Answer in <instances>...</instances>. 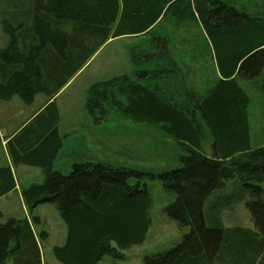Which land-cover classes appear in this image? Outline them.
I'll return each instance as SVG.
<instances>
[{
    "label": "trees",
    "instance_id": "trees-1",
    "mask_svg": "<svg viewBox=\"0 0 264 264\" xmlns=\"http://www.w3.org/2000/svg\"><path fill=\"white\" fill-rule=\"evenodd\" d=\"M166 15L201 23L224 78L187 99L186 83L175 80L179 65L166 55L167 39L154 36L165 52L145 49L140 60L131 51L134 62L152 66L93 83L85 107L94 119L116 109L158 126L179 143V167L158 174L84 161L68 174L55 170L62 137L53 102L12 138L14 159L44 172L43 181L21 193L30 215L54 203L67 225L65 244L53 248L59 264H99L146 240L153 200L142 185L145 177L175 193L165 211L190 230L143 264H264V145L251 144V97L242 83L259 77L264 94V14L252 16L225 0H0L8 39L0 47V100L18 96L31 104L37 94L55 97L111 37L154 34ZM193 84L202 88L196 79ZM202 121L213 137L211 153L204 148ZM230 180L250 194L253 227L224 224L222 197L214 192ZM15 187L11 167H0V198ZM0 264H51L44 261L33 219L11 216L0 223Z\"/></svg>",
    "mask_w": 264,
    "mask_h": 264
},
{
    "label": "rangeland",
    "instance_id": "rangeland-1",
    "mask_svg": "<svg viewBox=\"0 0 264 264\" xmlns=\"http://www.w3.org/2000/svg\"><path fill=\"white\" fill-rule=\"evenodd\" d=\"M225 1L252 16L258 13L264 14V0ZM157 23L153 30L154 34H149L144 39H130L133 37H124L123 35L126 39L114 41L122 36L111 37L99 49V53L97 52L95 57H92L94 59L89 61L91 65L89 66L88 62L84 66L85 68L88 65L84 73L75 80L71 79L68 82L69 85L66 84L68 87L64 86L66 87L65 91H71L68 94L70 96H66L64 101L72 100V106L74 102L75 106L73 109L71 107L62 108L63 114L68 118L76 116L80 124L77 133L70 138L73 139L72 147L69 150V157L72 158H69L68 162H63L65 163L63 167L66 169L64 173H69L75 161L84 160L88 155L86 160L89 162L102 160L105 161L103 163L128 166L158 174L175 169L182 164L179 143L158 126L129 119L116 109L109 112L108 118L107 116L103 117L100 112L97 113L95 117H98L99 120L95 118L96 123L98 122L96 125L93 116L85 107L88 88L93 83L152 66V61L149 63L134 62L131 51L135 50L140 60L143 59L141 55L146 54L143 51L145 49L158 52L163 48L165 52L166 48L163 47V42L159 41L158 43L157 40H152L154 36L167 39L168 54L166 55L174 58L173 61L179 65V71L176 68L177 74L175 73L178 78L175 80L182 83L181 78L186 83L187 89H183V95L188 97L187 99H190L188 96L190 93L195 95L199 90L206 92L209 87L218 82L216 80L219 79V74L213 69L214 61H212L211 53L213 47L199 22L196 20L179 22L172 16L166 15L161 17ZM7 40V35L0 22V47L5 46ZM156 58L159 60V57ZM195 79L202 84V88L194 86ZM86 83L89 86H86ZM242 83L251 97L249 107L251 144L253 148H257L264 145V94L260 88L259 77ZM72 91L77 92V95H72ZM52 99L54 100V97L48 98L49 101ZM58 113L60 120L59 109ZM92 120L93 128L89 124ZM202 127L205 129L203 139L205 151L211 153L213 137L203 121ZM142 181V185L147 184L153 200L150 208L152 225L146 240L124 250L123 256L106 255L99 264H143L147 256L173 247L185 233L189 232L188 227H181L165 211V207L175 200V193L167 188L160 179L145 177ZM131 182L136 183V180L131 179ZM214 193L221 194L220 205L225 207L221 217L225 225L253 227L252 214L246 205L250 199L249 193H242L240 187H236L234 180L228 181L226 187ZM30 214L31 212L29 213L27 210L19 193H11L0 201V223L6 222L11 216H26L33 219L34 230L38 234L44 261L59 264V261L54 257L53 248L65 244L68 233L67 225L57 206L54 203L41 204L32 212V216ZM35 216L39 217V220H36ZM45 232L48 233L47 236L43 235Z\"/></svg>",
    "mask_w": 264,
    "mask_h": 264
},
{
    "label": "crops",
    "instance_id": "crops-1",
    "mask_svg": "<svg viewBox=\"0 0 264 264\" xmlns=\"http://www.w3.org/2000/svg\"><path fill=\"white\" fill-rule=\"evenodd\" d=\"M124 37H133L130 39H140V38L144 39L145 38L143 36H137V35H124ZM124 37L122 36V37L116 38L114 41L119 40V39H126ZM211 53H212V57H213L212 61H214V67L213 66L212 67L219 74V79L217 78V80H216L219 82L221 79L224 78L223 73L221 72L219 62H218V58L216 56L214 48H213V51L211 50ZM93 59L94 58H92L90 60V62ZM90 62L88 63L89 66L91 65ZM87 66L85 68H83L82 71H80L76 77H74V80L79 75H82L84 73ZM169 76H171V75L166 76L167 79L169 78ZM68 85L66 87H68ZM85 85L87 86L88 84L86 83ZM66 87H64L57 94V96L54 97V100L52 99L50 101L48 100V97L44 94L36 95L34 101L31 104H26L19 97H14V98L7 100V101L0 100V167H3V166L11 167L15 181H16L15 189L12 190L11 192H9L8 194L4 195L3 197H1L0 201H2L5 197L9 196L11 193H19L21 195L23 188L28 187L29 185H31L34 182L43 181L44 172H43L42 166L36 165V164H28V163H25L23 161L22 162L16 161L12 155L11 150H10V144H11L12 138L22 128H24L26 125H28L30 122H32V120H34V118L37 115H39L44 110V108L51 102L56 103V105L59 109L60 115H61V118H60V121H59L57 128H58V134L62 137V146L57 151V154L53 160V166H54L55 170L61 171L63 173L66 171V169H64V167H63V164H65L63 162H65V161L68 162V161H70L69 158H72V157H69V152H70L69 150L73 144V139H70V138L75 133H77V131L79 130V126H80L79 120L76 119V116L74 118L73 117L68 118V116L66 117V115L63 114L62 108L71 107L73 109V106H75V102H74V105L72 106V104H73L72 100L64 101L65 97L70 96L68 94L71 93L70 90L65 91ZM72 92H73L72 95H77V92H74V91H72ZM64 104H65V106H64ZM94 122H95V119H94ZM94 122L92 120L89 123L92 128H93ZM97 124L98 123H96V125ZM86 125H87V123H86ZM74 128H75L76 132H75ZM88 133L89 132L87 131V134ZM83 138H84V136H83ZM83 138H82V141H84ZM71 156H73V155H71ZM88 156L86 158H84V160L75 161L73 163V165L75 163H78V162L89 161V160H86V159H88ZM93 161H97V160H93ZM100 162H105V161L100 160ZM64 174H68V172L64 173Z\"/></svg>",
    "mask_w": 264,
    "mask_h": 264
}]
</instances>
